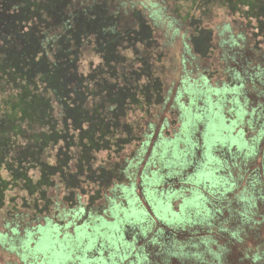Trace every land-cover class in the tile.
Masks as SVG:
<instances>
[{"label":"trees","instance_id":"trees-1","mask_svg":"<svg viewBox=\"0 0 264 264\" xmlns=\"http://www.w3.org/2000/svg\"><path fill=\"white\" fill-rule=\"evenodd\" d=\"M171 1L193 10L210 0ZM211 2H219L252 27L253 36L261 39L257 44L264 42V0ZM134 16L136 25L129 27L102 4L78 7L73 0H0V208L6 202L15 206V199L7 193L18 189L31 198L20 197L22 207L46 211L49 189L61 184L68 194L64 199L73 200V191L81 190L85 174L98 172L97 191L89 199L104 198L109 190L106 205L110 212L120 207L126 214L119 229L103 218L97 220L95 231H111L108 243L97 246L94 237L88 245V251L93 250L90 258L80 263L228 264L224 237L241 241L245 223L256 217L264 220V150L259 157L260 150L254 145L264 136V73L258 70L248 77L249 81L258 79L250 84L263 101L250 112L237 94L246 80L239 76L228 78L227 89L204 91L196 85L184 89L183 94H192L203 104L188 120L189 126L202 127L201 131L196 127L200 136L194 138L189 153L179 155L176 147L171 150L173 159L166 161L167 167L179 172H163L152 184L142 182L147 211L137 217L127 214L133 201L122 187L118 164L102 169L93 162L99 152L118 155L139 140L128 119L130 113L149 112L165 102L163 83L154 69L159 62V41L146 18L140 12ZM194 21L191 41L196 52L203 54L211 50V31ZM142 48L148 54L138 59L134 54ZM124 51L133 56L131 61ZM87 56L98 62L88 61L84 70L80 64ZM232 103L234 107L224 114L225 105ZM253 123L259 130L248 144L242 138L244 126ZM257 156L259 166H253ZM249 166L253 169L248 170ZM237 169L245 175L247 188L241 191L237 190L239 177L229 173ZM158 186H162V199L148 197L147 192L156 193ZM177 192L197 196L191 205L193 214L158 217L157 208L168 206L167 198ZM147 220L159 225L151 237L136 231ZM127 228L131 240L140 244L136 250L130 249L121 234ZM112 246L116 253L104 257ZM263 256L264 251L254 252L251 262ZM65 260L59 254L52 264H69Z\"/></svg>","mask_w":264,"mask_h":264},{"label":"rangeland","instance_id":"rangeland-1","mask_svg":"<svg viewBox=\"0 0 264 264\" xmlns=\"http://www.w3.org/2000/svg\"><path fill=\"white\" fill-rule=\"evenodd\" d=\"M73 1L78 7L105 5L111 12L120 16L122 25L129 27L136 25L134 13L140 12L154 29L159 41V62L155 63L154 69L162 80L165 102L149 112L130 113L128 119L133 123L134 133L139 140L127 145L118 155L99 152L93 162L94 166L102 169H111L118 164V171L124 179L122 187L126 189L129 200L133 201L127 207V214L137 217L148 209L142 197V182L152 184L154 178L157 179L163 172H179L173 167H167L166 161L173 159L171 150L176 147L179 155L189 153L194 138L200 136V133H196V127L198 131H201L202 127L197 123L189 126L188 120L196 107L200 108L203 104L194 95L183 94L184 89H187L188 85L202 86L204 91L227 89L228 78L236 75L246 79L242 80L245 84L237 94L241 102H244L242 105L247 106L248 112L252 111L263 101L250 84L258 82V79L249 81L248 77L254 76L258 70L264 73V42L257 44L261 39L253 36L252 27L248 28L243 19L229 13L219 2L211 0L193 10L190 5L176 4L171 0ZM193 19L199 28L211 31V50L203 54L196 52L191 41L195 30ZM251 24L253 26L255 23ZM140 51L134 54L138 59L148 54L144 48ZM124 53L128 56L130 54L129 51ZM132 57L129 56L128 61H131ZM153 59L155 57H152ZM88 61L95 64L98 62L96 58L87 56L80 67L85 70ZM134 65L140 66L137 61ZM180 94L182 97H179ZM232 107L234 103L225 105L224 114ZM235 108L237 109L236 105ZM244 128L243 141L250 144L253 138H256L259 127L253 123L251 127L245 125ZM238 130L239 127L233 131V135H236ZM254 145L260 150V157L261 151L264 150V136L258 142L254 141ZM258 156L253 166H259ZM252 169L249 166L248 170ZM97 173L85 174L84 181L79 185L81 190L73 191V200L64 199L68 194L61 184L49 189L47 196L50 204L43 212L22 207L20 197L27 200L31 198L18 192V189L8 192L7 197L15 199V206L7 205L6 202L0 208V264H52L59 254L63 255V259L69 264H82L79 260L90 258L92 254L93 250L88 251V245L94 237L97 242L95 245L107 244L111 231L103 229L100 234L95 231L97 220L103 218L119 229L117 226L121 225L122 217L126 213L120 207L110 212L109 206L106 205L107 198L111 195L109 190H106L104 198L89 199L97 191ZM229 173L235 179L239 177L238 191L247 188L242 172L237 169ZM225 174L228 175V172L225 171ZM114 183L116 182L113 181L112 184ZM161 190L162 186H158L156 193L149 191L147 195L154 196L156 200L162 199ZM202 193L204 194L203 191ZM196 198L192 192H177L173 197L167 198L168 206L157 208L156 214L165 219L187 217L194 212L191 205ZM257 209L262 213V207L258 206ZM150 213L152 215L151 211ZM260 221L261 217L255 218V222ZM140 225L142 228H136V231L146 237L153 236L159 226L157 222L152 223L150 220ZM111 230L116 231L115 228ZM83 231L85 234L79 236L78 233ZM128 232L127 228V233L121 234L130 242V249L136 250L140 244L134 243ZM244 245L250 254L264 249V232L259 239L245 240ZM211 249H216L213 244ZM111 253H116L115 246L105 250L103 256L108 258ZM76 258L78 259L75 260ZM72 261L75 262L71 263Z\"/></svg>","mask_w":264,"mask_h":264},{"label":"flooded vegetation","instance_id":"flooded-vegetation-1","mask_svg":"<svg viewBox=\"0 0 264 264\" xmlns=\"http://www.w3.org/2000/svg\"><path fill=\"white\" fill-rule=\"evenodd\" d=\"M246 230L245 236L241 241H236L235 239H231L228 236H225L223 239V244L227 247V252L224 253V259L228 264H264V256L263 259L257 261V263L251 262V254L245 250V240L247 239H259L262 232H264V220L260 222H249L245 223ZM259 249V248H258ZM264 251V249L259 250V252Z\"/></svg>","mask_w":264,"mask_h":264}]
</instances>
